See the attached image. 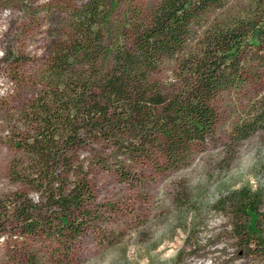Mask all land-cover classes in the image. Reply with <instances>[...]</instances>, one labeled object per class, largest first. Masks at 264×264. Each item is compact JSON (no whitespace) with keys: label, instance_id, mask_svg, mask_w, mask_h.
I'll use <instances>...</instances> for the list:
<instances>
[{"label":"trees","instance_id":"obj_1","mask_svg":"<svg viewBox=\"0 0 264 264\" xmlns=\"http://www.w3.org/2000/svg\"><path fill=\"white\" fill-rule=\"evenodd\" d=\"M233 1L154 0L120 18H114L116 0L74 6L70 31L44 62L43 87L24 113L32 133L14 141L30 158L26 179L40 201L19 192L0 199V225L60 241L80 234L95 217L88 173L74 154L91 136L113 158L161 171L160 160L166 169L179 168L194 146L212 139L220 94L241 95L264 83V0L238 11ZM169 63L168 79L162 72ZM258 129H264V93L231 136L242 141ZM96 156L104 165L107 156ZM12 173L14 181L22 177ZM261 200L260 191L244 187L219 205L233 208L236 241L264 252Z\"/></svg>","mask_w":264,"mask_h":264},{"label":"rangeland","instance_id":"obj_2","mask_svg":"<svg viewBox=\"0 0 264 264\" xmlns=\"http://www.w3.org/2000/svg\"><path fill=\"white\" fill-rule=\"evenodd\" d=\"M114 18L154 0H116ZM254 0H234L232 11ZM81 0H0V199L15 192L40 201L28 183L30 158L14 141L32 133L24 113L43 87L44 62L69 31L70 12ZM162 75L169 79L174 63ZM217 99L219 123L212 139L197 144L179 168L158 170L153 163L112 156L92 136L74 157L88 173L94 219L75 237L66 233L28 236L12 224L0 225V264H264V252L237 242L230 205L237 192H261L259 230L264 237V129L242 141L231 136L264 83ZM24 111V112H23ZM242 124V123H241ZM98 154L107 156L104 165ZM124 161L122 164L119 161ZM22 177L13 179V171ZM72 184L74 178L70 177ZM3 211H0V215ZM5 217V216H4ZM11 219V217H7ZM1 223V222H0ZM250 238V236L248 237ZM60 241V242H59Z\"/></svg>","mask_w":264,"mask_h":264}]
</instances>
